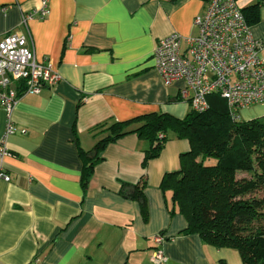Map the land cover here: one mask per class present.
<instances>
[{"label":"crops","instance_id":"obj_1","mask_svg":"<svg viewBox=\"0 0 264 264\" xmlns=\"http://www.w3.org/2000/svg\"><path fill=\"white\" fill-rule=\"evenodd\" d=\"M208 2L48 0L46 19L29 21L38 60L62 80L38 95L22 96L12 112L17 133L8 138L11 155L0 159V174L10 177H0V264H153L158 235L165 239V264H242L236 250L181 234L187 221L169 212L170 192H163L162 181L180 169L188 140L170 133L161 155L143 169L148 140L125 136L106 147L88 188L81 184L80 150L96 145L97 126L151 114L184 119L191 113L181 97L185 82L166 86L153 54L167 36H196L194 20ZM41 4L0 0V42L9 34L26 35L22 15ZM259 16L251 31L264 58V1ZM254 107L255 115L264 114ZM7 122L0 106V142ZM144 182L147 220L139 202L120 194L124 184Z\"/></svg>","mask_w":264,"mask_h":264},{"label":"trees","instance_id":"obj_2","mask_svg":"<svg viewBox=\"0 0 264 264\" xmlns=\"http://www.w3.org/2000/svg\"><path fill=\"white\" fill-rule=\"evenodd\" d=\"M240 3L241 0H235ZM264 0L242 7L250 28L259 22ZM80 106V105H79ZM96 145L80 150L81 184L86 190L95 167L110 144L135 134L149 142L143 169L161 155L169 134L188 140L190 149L180 156L178 171L168 173L162 190L169 195V212L187 221L183 235L197 234L217 249L240 253L242 264H264V118L235 121L227 102L209 97L203 112L191 110L184 119L151 114L125 122L105 123L92 130ZM144 187L124 184L120 194L139 202L148 218ZM225 264V263H223Z\"/></svg>","mask_w":264,"mask_h":264},{"label":"built area","instance_id":"obj_3","mask_svg":"<svg viewBox=\"0 0 264 264\" xmlns=\"http://www.w3.org/2000/svg\"><path fill=\"white\" fill-rule=\"evenodd\" d=\"M48 15V0H42L40 8L22 15L27 34H9L0 42V106L8 118L0 142L1 160L11 155L7 142L17 133L12 112L20 98L38 95L62 80L49 63L38 60L28 28L29 21L44 20ZM194 26L198 29L196 36L172 34L158 42L153 54L156 70L166 86L185 82L181 97L192 111L207 110L209 97L219 95L227 102L231 117L240 121L242 110L264 104L263 45L253 36L242 6L235 0H209ZM21 133L27 135L28 131L23 129ZM0 177L10 180L3 172ZM164 240L162 235L155 238L153 264L167 262L161 248Z\"/></svg>","mask_w":264,"mask_h":264},{"label":"rangeland","instance_id":"obj_4","mask_svg":"<svg viewBox=\"0 0 264 264\" xmlns=\"http://www.w3.org/2000/svg\"><path fill=\"white\" fill-rule=\"evenodd\" d=\"M258 108H261L263 111H264V104H261V105H259V107ZM258 110L259 109H257V108H251L250 110H247V112H248V114H245V110H243V111H241L240 113H241V118H240V120H242V121H245V120H248L249 118H251V117H256V118H264V114L262 115L261 113H259V115H255V113H258ZM252 115H254V116H252Z\"/></svg>","mask_w":264,"mask_h":264}]
</instances>
